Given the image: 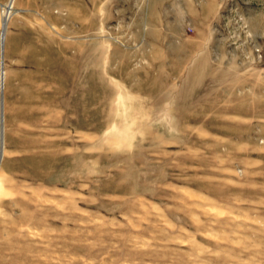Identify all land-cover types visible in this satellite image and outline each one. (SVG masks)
<instances>
[{"label":"rangeland","instance_id":"obj_1","mask_svg":"<svg viewBox=\"0 0 264 264\" xmlns=\"http://www.w3.org/2000/svg\"><path fill=\"white\" fill-rule=\"evenodd\" d=\"M2 70L0 264H264V0H0V142Z\"/></svg>","mask_w":264,"mask_h":264},{"label":"water","instance_id":"obj_2","mask_svg":"<svg viewBox=\"0 0 264 264\" xmlns=\"http://www.w3.org/2000/svg\"><path fill=\"white\" fill-rule=\"evenodd\" d=\"M7 27V19L4 21L3 24V31L2 37L5 38V32ZM4 53V44H2V54ZM2 81L4 83V71L2 70ZM3 89L4 85L2 86V98H1V153H3L4 148V98H3Z\"/></svg>","mask_w":264,"mask_h":264},{"label":"bare ground","instance_id":"obj_3","mask_svg":"<svg viewBox=\"0 0 264 264\" xmlns=\"http://www.w3.org/2000/svg\"><path fill=\"white\" fill-rule=\"evenodd\" d=\"M3 44L5 45V38H3ZM4 76H5V74H4ZM4 85V83L2 82V86ZM4 150V149H3ZM3 154L4 153H1V158H0V163H1V160H2V158H3Z\"/></svg>","mask_w":264,"mask_h":264}]
</instances>
